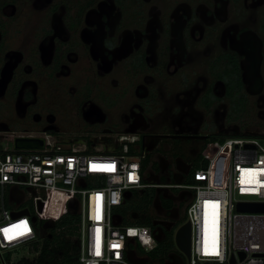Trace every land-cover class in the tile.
Returning <instances> with one entry per match:
<instances>
[{
	"label": "flooded vegetation",
	"instance_id": "1",
	"mask_svg": "<svg viewBox=\"0 0 264 264\" xmlns=\"http://www.w3.org/2000/svg\"><path fill=\"white\" fill-rule=\"evenodd\" d=\"M127 130L182 177L219 137L264 138V0H0V140Z\"/></svg>",
	"mask_w": 264,
	"mask_h": 264
},
{
	"label": "built area",
	"instance_id": "2",
	"mask_svg": "<svg viewBox=\"0 0 264 264\" xmlns=\"http://www.w3.org/2000/svg\"><path fill=\"white\" fill-rule=\"evenodd\" d=\"M15 138H42L44 146L15 150ZM10 142L12 149L0 152V264H16L4 255L42 241L49 232L44 226L57 221L64 203L79 216L80 264H134L128 255L143 263L156 247L154 232L121 226L115 210L126 194L148 187L191 192L182 223L190 224L189 258L176 248L186 264H264V213L236 211L239 203L264 204L262 137L215 139L201 154L193 183L173 185L144 182L147 151L138 133L114 134L95 146L50 133ZM22 211L27 214L13 216ZM5 229H12L7 238Z\"/></svg>",
	"mask_w": 264,
	"mask_h": 264
},
{
	"label": "trees",
	"instance_id": "3",
	"mask_svg": "<svg viewBox=\"0 0 264 264\" xmlns=\"http://www.w3.org/2000/svg\"><path fill=\"white\" fill-rule=\"evenodd\" d=\"M205 150L206 146H203L192 157V168L183 181H180L181 184L193 183L191 174L193 170L201 166V154ZM150 156L149 154L146 155L143 161L144 167L149 166L148 168L152 173H159V167L155 162L149 164ZM159 180L161 184H166L163 183L165 182V178L160 177ZM170 180L172 179L168 181ZM144 182L149 184L147 175ZM172 191L174 192L175 190L172 189ZM157 197L160 207L167 214L174 207V204L171 199L157 196V189L154 187H148L144 190L130 193V196L124 203L115 210V214L119 218L121 226H123V217L125 216L129 223L134 224L132 226L148 227L154 232L156 247L147 254L142 264H177L178 260H181V264H186L183 255L174 248V231L185 221V216L179 217L177 221L173 220L167 223L166 221L155 219L151 215V209ZM60 212L61 214L57 221L51 222L53 227L49 228L48 235L42 240L41 248L36 258L32 260L21 259L16 264H80L79 216L76 213L67 211L65 203L60 208ZM163 222L166 225H163Z\"/></svg>",
	"mask_w": 264,
	"mask_h": 264
},
{
	"label": "rangeland",
	"instance_id": "4",
	"mask_svg": "<svg viewBox=\"0 0 264 264\" xmlns=\"http://www.w3.org/2000/svg\"><path fill=\"white\" fill-rule=\"evenodd\" d=\"M5 149L11 150L12 143L10 141L8 142L6 140H0V152H3ZM194 149H196V147ZM160 153L161 152L156 151L153 156H150L149 164H152V162L158 163L159 173H152L150 170H148V175H147L148 183L151 185H162L159 180L160 177L165 178V182H163V183H166L165 185L169 184L172 181H173L172 183L174 184L181 183L180 181H183L185 177V176L182 177L184 174L181 171L174 169V167L171 166V161H168L169 159L168 160L166 159L168 161L166 164L165 157L159 158V156H156L157 154H160ZM195 153L196 152H192L190 154L191 158H189V160H191L192 157L196 155ZM189 169L190 168H188V171ZM169 179H172V180L168 181ZM172 183L169 185H172ZM156 189H157V196L161 195L165 198L171 199L174 204V207L166 214L160 207L159 199L157 197L154 201V204L152 205L151 215L157 220L166 221V223L171 222L175 220L176 218H178L182 214V210L184 209V206H182L183 204H185V201H183V196L187 192H181L175 189H174L175 190L174 192L171 189H164V188H156ZM6 199H7V193H6ZM26 206L31 208L29 202L26 204ZM123 218H124L123 226L134 225V224L129 223L125 216ZM175 231H174V234H175ZM41 243L42 241H37V243L33 245H23L21 247L13 249L8 254H5L4 257L6 259L11 257L13 263H17L21 259L32 260L36 258L39 252V249L41 248L40 246ZM174 248L176 249V246ZM150 252H147V254ZM184 262L187 263L186 258H184Z\"/></svg>",
	"mask_w": 264,
	"mask_h": 264
},
{
	"label": "water",
	"instance_id": "5",
	"mask_svg": "<svg viewBox=\"0 0 264 264\" xmlns=\"http://www.w3.org/2000/svg\"><path fill=\"white\" fill-rule=\"evenodd\" d=\"M126 133H134V131L127 130ZM44 146V140L42 138H15L13 140V148L15 150H40ZM150 151V148H147ZM130 194H126L125 197L128 198ZM236 211L239 213H264V204L259 203H247L237 204ZM70 213H75L74 210H69ZM27 214V211H22L19 214H14L13 216H19ZM163 225H166L163 222ZM53 227L52 223H47L44 228ZM174 244L176 248L188 259L190 255V224L188 222L179 226L174 234ZM243 258V254L240 255V259ZM129 261L134 264H142L141 262L135 261L128 255ZM178 264H181V260H178ZM234 260L230 261L233 264Z\"/></svg>",
	"mask_w": 264,
	"mask_h": 264
},
{
	"label": "snow or ice",
	"instance_id": "6",
	"mask_svg": "<svg viewBox=\"0 0 264 264\" xmlns=\"http://www.w3.org/2000/svg\"><path fill=\"white\" fill-rule=\"evenodd\" d=\"M94 167H95V166H94ZM104 167H105V168H112L113 166L108 165V166H104ZM15 227H19V226L17 225V226H15ZM11 231H12V229H5V230H4L6 238L8 237V233L11 232ZM21 234H23V233H21Z\"/></svg>",
	"mask_w": 264,
	"mask_h": 264
}]
</instances>
